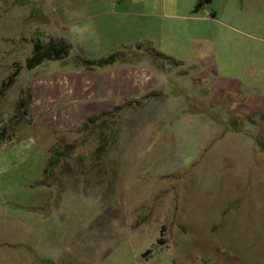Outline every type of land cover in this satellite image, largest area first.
I'll list each match as a JSON object with an SVG mask.
<instances>
[{
    "label": "rangeland",
    "instance_id": "obj_1",
    "mask_svg": "<svg viewBox=\"0 0 264 264\" xmlns=\"http://www.w3.org/2000/svg\"><path fill=\"white\" fill-rule=\"evenodd\" d=\"M196 3L0 0V85L14 64L21 68L0 97V130L14 134L0 142V264H264V126L237 113L229 96L220 103L193 79L177 83L190 96L188 113H179L185 123L175 134L154 131L161 145L146 156L143 138L128 151L133 101L69 132H47L37 119L15 125L20 92L66 66L25 69L33 44L49 38L70 43L67 63L94 62L114 52L128 59L131 38L162 33L185 43L177 55L192 61L191 72L200 60L218 77L243 80L217 71L213 55L227 46L264 58V0H212L195 12ZM118 38L127 44L116 46ZM257 89L245 95L264 97ZM198 113L205 122L186 116ZM224 131L242 136L222 141ZM55 148L61 156L44 176Z\"/></svg>",
    "mask_w": 264,
    "mask_h": 264
},
{
    "label": "crops",
    "instance_id": "obj_2",
    "mask_svg": "<svg viewBox=\"0 0 264 264\" xmlns=\"http://www.w3.org/2000/svg\"><path fill=\"white\" fill-rule=\"evenodd\" d=\"M162 10L163 12L166 10L165 1ZM141 34L146 38L130 39L135 44L134 48L138 45L143 46L142 51L152 48L155 52L179 62L184 70L189 71V74L181 76L179 70L174 68L160 70L158 64L154 62L151 49L145 50L146 57L140 55L128 59L121 57V61L105 67L85 66L80 58L77 60L79 62L68 61V64L67 59H64L62 62L66 66L63 69L49 75L45 73L42 76L36 75L28 84L31 97L28 108L29 118L39 120L47 132H69L74 130L80 122L97 118L103 113L123 106L126 102L133 101L138 106L128 109V113H136V118H128V151L143 138L144 141L141 142L145 148L142 152L146 156L148 154L146 151H152L154 145L156 147L160 144L163 138V136L158 139L151 138L154 131L160 135V131L167 127L168 133L175 134L177 128L179 129L177 124L183 122L179 118V113L180 111L188 113L185 102L191 101L190 96L180 86L178 88L177 83L193 79L199 86L206 88V95L210 98L221 103L226 96H229L238 105L237 113L264 126V97L245 95V92L249 90L254 88L259 90L264 87V58L255 57L254 59L248 53L226 46L213 55L214 58L215 55L219 58L216 70L233 74L240 72L243 80L238 81L226 75L218 77L213 68L207 70L203 68L199 59L196 63L199 64L200 70L191 72L192 61L177 55L188 49L185 43L168 38V35L162 33ZM155 34L159 38L153 37ZM118 39L116 46L127 44L128 39L124 43L121 38ZM186 116L201 119L203 122L207 117L203 114H195V116L187 114ZM211 120L209 122H212ZM232 134L242 136L241 133L224 131V134L218 138H222L223 141L226 136L229 139ZM168 162L170 166L176 164L169 160ZM135 163L128 159L129 165ZM158 164L159 162L156 161L152 165ZM166 176L170 175L164 177Z\"/></svg>",
    "mask_w": 264,
    "mask_h": 264
},
{
    "label": "trees",
    "instance_id": "obj_3",
    "mask_svg": "<svg viewBox=\"0 0 264 264\" xmlns=\"http://www.w3.org/2000/svg\"><path fill=\"white\" fill-rule=\"evenodd\" d=\"M211 2L212 0H197L194 11L197 12L200 8H202L203 6L207 4H210ZM127 48H124V51L128 52V55H130L131 58L132 56L134 57L138 56V54L141 57H146L145 54L147 53L145 50L151 49L150 52L152 53L154 62L158 64V68L160 70H163L165 68L166 63L174 67L180 66L179 62H176L171 58L165 57L164 55L159 54L158 52H155L152 48H148L143 51H142L143 49L142 45H138L134 49L132 48L127 49ZM70 49H71L70 43L64 39L55 40L53 38H49V41L47 42L46 45H42L39 41H36L33 44V50L30 56L25 60V69L30 71L40 66L44 62L62 61L68 57ZM123 53L114 52L111 55L103 59H100L96 62H91V61H86V60L85 61L82 60L81 62L83 65L88 66V67H94V66L95 67H105L115 62L121 61L122 59L121 54ZM20 70H21L20 66H18L17 64H14V70L9 73V75L4 81L1 82L0 97L3 96L15 84L16 79L20 73ZM30 101H31V97H30L29 89L26 92L21 91L18 101L16 103L15 113L16 115H18L17 116L18 119L15 122V125H19L23 122H25L26 124L31 123V119L28 116V108L30 105ZM122 108L123 106L116 108V110L121 111ZM110 113L111 112H106L97 118L89 119L86 121V124L96 123L99 120L104 119L105 117L110 115ZM6 133H7V130H4V129L0 130V142L3 140H8L9 142L11 141L10 137L14 136L13 132L11 131L9 135H6ZM60 156L61 154L59 152V148L50 150V158L48 159L47 166L44 170V176H47L49 171L57 165ZM158 243H160V240L158 241Z\"/></svg>",
    "mask_w": 264,
    "mask_h": 264
}]
</instances>
